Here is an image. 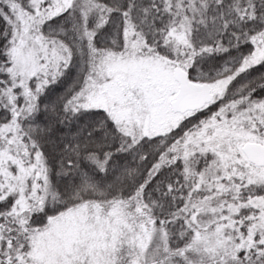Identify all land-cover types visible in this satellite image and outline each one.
Masks as SVG:
<instances>
[{
	"label": "snow or ice",
	"instance_id": "snow-or-ice-1",
	"mask_svg": "<svg viewBox=\"0 0 264 264\" xmlns=\"http://www.w3.org/2000/svg\"><path fill=\"white\" fill-rule=\"evenodd\" d=\"M0 264H264V0H0Z\"/></svg>",
	"mask_w": 264,
	"mask_h": 264
}]
</instances>
